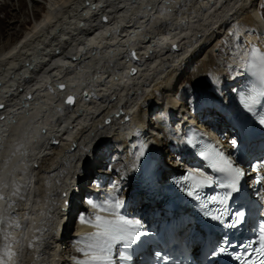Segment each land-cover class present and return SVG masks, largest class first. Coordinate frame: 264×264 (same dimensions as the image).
<instances>
[{"label":"bare ground","instance_id":"bare-ground-1","mask_svg":"<svg viewBox=\"0 0 264 264\" xmlns=\"http://www.w3.org/2000/svg\"><path fill=\"white\" fill-rule=\"evenodd\" d=\"M8 2L5 0L0 10L7 11ZM261 2L43 0V12L21 34L16 29L22 25L20 16L8 11L5 20L7 26L13 25V28L6 34L8 40L0 45V104L3 105L0 109V193L5 197L0 205L6 213L11 208L19 210L21 217L17 218L18 229H11L10 235L0 226V254L11 236L13 250L17 253L14 264L21 255L25 264L71 261L74 248L71 242L81 233L87 234L91 226L81 223L72 234L75 213L86 210L85 197L97 188L90 185L86 188L80 183L69 190V195L62 196L68 185H74L69 174H77L83 180L88 178V181L96 179L99 173L103 174L100 178L108 177L113 171L106 173V168L115 163V157L119 163L128 159V141L122 139L123 126L131 123L122 122L126 114L137 120L147 138L164 151L171 140L160 120L169 118L171 123L176 122L179 131L190 123H195L194 128L206 127L212 131L216 121L221 123L222 117L236 115L233 94L244 85V80L232 78L226 72L222 73L226 78L220 82L221 71L213 69L214 58L221 61L224 58L214 51L220 43L222 29L209 34L206 30L199 31L191 36L190 32L193 27L207 23H212L211 28L216 27L218 21L232 12L242 16L250 34L243 37L244 43H236L234 54L226 57V63L230 61L236 66L230 65L229 70L237 73L242 48L249 45L251 34L259 38V45L264 48ZM21 7L26 14L24 0ZM102 16L107 18L104 23L100 22ZM232 16L225 19L223 28L233 21ZM239 25L234 22L232 27ZM18 37L14 44H9L10 39ZM174 39L179 40L180 48L168 50ZM134 48L139 74L130 77L128 67L134 64L128 58ZM190 74L192 86L188 81ZM237 75H241V68ZM181 82L185 88L179 93L177 85ZM59 84L65 87L61 89ZM94 88L98 99L82 100L83 92L92 93ZM69 92L75 95L76 103L69 110L70 117L61 119L66 112L58 108L63 107V97ZM124 94L127 95L124 97ZM191 100L197 105L193 112L188 110ZM120 109L122 115L119 113L112 121L105 122ZM158 111L163 115L153 122L152 115ZM26 128L30 132L23 135L18 154H14L20 144L19 136ZM222 130L216 129V136L222 138ZM159 132H164V138L159 139ZM52 133L59 142L57 146L48 143L47 137ZM176 145L174 149L181 151L179 144ZM120 172L122 167L115 171ZM32 184H37L38 199ZM133 194L138 195L134 206L139 207L146 201L135 186L134 193H126L127 205ZM143 206L147 208L148 203ZM41 217L43 221L37 225L36 236L29 239L31 229ZM85 218L95 220L90 215ZM27 222L25 236L21 225ZM5 235H8L7 240ZM28 239L33 247L26 251L24 246Z\"/></svg>","mask_w":264,"mask_h":264},{"label":"snow or ice","instance_id":"snow-or-ice-1","mask_svg":"<svg viewBox=\"0 0 264 264\" xmlns=\"http://www.w3.org/2000/svg\"><path fill=\"white\" fill-rule=\"evenodd\" d=\"M249 57L250 60L248 62V66L256 71L260 84L259 87H253L250 92L242 98L244 107L251 111L254 106L259 103L260 97L264 96V52L253 47L249 53ZM60 87L63 89L65 86L60 85ZM66 102L68 104H72L74 102L73 97L69 96ZM0 107H2V105H0ZM260 123L264 124V118H261ZM187 142L195 146L192 139H189ZM235 143L236 142L233 141V144ZM140 155H143V151H141ZM199 155L208 162L212 169L217 172L224 173L230 178L227 185L224 186L229 188L232 192L239 191V181L244 174L241 168L234 166L233 162L229 160L223 152L217 150V148L212 145H206L203 149H201ZM183 182H190L187 194L199 199L200 190L211 185L213 180L210 176L197 175L190 172L184 177ZM230 194L231 193H228L223 197L213 196L210 199L213 203L224 205ZM3 199H5V197L0 195V200ZM122 204L123 202L117 199L114 204L109 205V208L112 209V219L97 215L95 220L92 221L81 216V223L90 224L96 231L85 237L88 241L86 244L87 250L85 251L84 249H80V251L84 252L87 259L79 261L78 264H112L111 252L113 244L123 241L126 245H128L139 239V222L127 219L119 214V209ZM93 207L100 206L93 204ZM205 207H207V205H205ZM101 210L104 211L107 209L101 207ZM217 211L219 214L213 215L212 218L222 221L224 213L219 210ZM243 218L244 213L237 212L234 219L227 224V227H237L242 222ZM0 223H4V220L0 219ZM16 227H19V225L17 224ZM5 239H8V235H5ZM224 250V248L219 249L220 252H223ZM254 251L256 258L247 259L243 262V264H264V228H261L260 231L259 247ZM16 255L17 253L13 250L12 244H5L2 254H0V264H13ZM120 259L122 261H127L130 260L131 257L126 252H123L120 253ZM237 259H240V257H237Z\"/></svg>","mask_w":264,"mask_h":264},{"label":"rangeland","instance_id":"rangeland-1","mask_svg":"<svg viewBox=\"0 0 264 264\" xmlns=\"http://www.w3.org/2000/svg\"><path fill=\"white\" fill-rule=\"evenodd\" d=\"M5 0H0V5L4 2ZM25 1V3H26V8H25V12H27L26 14H23L22 13V7H21V0H9V4H10V6H9V8L7 9V11H5V10H0V23H1V21H2V23L0 24V26H2V29H1V27H0V45L1 44H4V42H6L8 39H6V34H8V33H10V31H11V29L13 28V25H12V27L10 28V27H8L7 26V21L5 20V18L7 17V15H5V14H7V12L8 11H10V12H12V13H14V14H16V15H18V16H20V19H21V22H22V25H18V27L16 28V29H18L19 30V32H20V34H21V32L23 33V32H25V27H27V25L28 24H30V23H32V22H35V20L41 15V13L43 12V8H44V3H43V0L42 1H40V2H38V3H34L33 1H31V0H24ZM262 2V4H261V6L262 7H264V0H261ZM264 9V8H263ZM262 14L264 15V10H263V12H262ZM243 18V17H242ZM8 20L9 21H11L12 19L11 18H8ZM4 23H6V24H4ZM17 24V23H16ZM17 26V25H16ZM10 30V31H9ZM14 30V29H13ZM5 34V35H4ZM21 36V35H20ZM225 36V35H224ZM19 39V37L18 38H13V39H10L9 40V44H14L17 40ZM223 39V46H222V48L225 46V43L226 42H228V39H227V37H225V38H221V40ZM218 59L219 58H214V62H215V66L213 67V69L214 70H216L217 68V71L219 70V71H221V74L223 73V74H225L227 71H226V69L227 68H224L223 66H220V63H221V60H219L218 61ZM222 65V64H221ZM219 66V67H218ZM220 67H222V68H220ZM224 68V70H222ZM221 69V70H220ZM222 74V77H220V82L223 80V78H226V76L225 75H223ZM224 76V77H223ZM188 81L190 82V85L192 86L193 85V81H192V75L190 74V76H189V78H188ZM192 81V82H191ZM183 82V81H182ZM179 83L177 86H178V90H179V93H182L183 92V90H184V83ZM190 85L188 86V87H190ZM177 90V91H178ZM196 103H193L192 102V100L190 101V110L192 109V111H193V109L194 108H196ZM191 111V112H192ZM162 115H163V113H162V111H158L157 113H154L153 115H152V121L154 122L155 121V119L156 118H160V116L162 117ZM164 121L165 122H168L167 121V119H164ZM163 120H162V122H161V120H160V123L162 124V125H164V127L166 126V123L164 122ZM167 125H169V123L167 124ZM159 134L160 135H162V136H164L165 134H164V132H159ZM164 134V135H163ZM174 157H172V158H170L169 160H168V164L170 165V166H174L175 168H176V165H175V161H174V159H173ZM112 164H114V163H112Z\"/></svg>","mask_w":264,"mask_h":264}]
</instances>
